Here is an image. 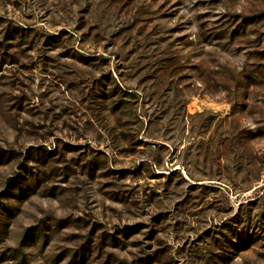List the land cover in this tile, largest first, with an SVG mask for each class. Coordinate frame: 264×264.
<instances>
[{
  "label": "rangeland",
  "instance_id": "obj_1",
  "mask_svg": "<svg viewBox=\"0 0 264 264\" xmlns=\"http://www.w3.org/2000/svg\"><path fill=\"white\" fill-rule=\"evenodd\" d=\"M0 264H264V0H0Z\"/></svg>",
  "mask_w": 264,
  "mask_h": 264
}]
</instances>
